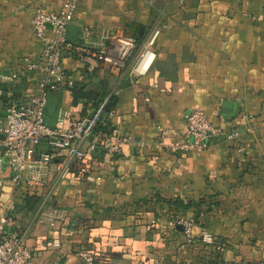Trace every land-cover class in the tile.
<instances>
[{
    "label": "crops",
    "instance_id": "0c3cea01",
    "mask_svg": "<svg viewBox=\"0 0 264 264\" xmlns=\"http://www.w3.org/2000/svg\"><path fill=\"white\" fill-rule=\"evenodd\" d=\"M63 2L0 0L1 100L35 93L36 75L26 67L43 45L31 19L38 11H59ZM84 27L92 40L109 33L138 41L156 27V59L146 75L130 78L103 66L89 73L70 53L63 55L78 88L98 97L107 90L112 127L135 144L118 155L73 161L31 208H23L11 186L0 190L32 264H82L79 251L92 253L97 264L263 262L264 0H78L67 40L81 43ZM86 102L74 104L69 90L52 93L47 120L53 124L60 107L82 118ZM192 109L204 111L223 136L204 152L160 149V132L175 134L167 143L181 139L183 116ZM233 131L237 144L225 139ZM168 200L192 204L180 210L194 220L192 244L181 228L169 229ZM53 210L63 218L50 217ZM203 232L224 243L221 255L199 241ZM54 241L60 247H51Z\"/></svg>",
    "mask_w": 264,
    "mask_h": 264
},
{
    "label": "built area",
    "instance_id": "2783aa9c",
    "mask_svg": "<svg viewBox=\"0 0 264 264\" xmlns=\"http://www.w3.org/2000/svg\"><path fill=\"white\" fill-rule=\"evenodd\" d=\"M77 6L78 0H64L59 11H38L31 19L34 36L43 45L38 59L26 67L36 75L35 93L16 102L4 103L0 98V190L9 185L18 191L28 185L27 192L30 193L46 186L51 178L62 175L75 160H84L96 153L118 155L124 145L135 144L132 135L112 127V112L106 110L109 96L97 105L88 103L82 118L60 107L54 123L46 122L49 96L68 90L76 83L64 70L65 53L75 57L89 73L103 66L118 77L130 78L146 75L156 59L155 46L159 36L156 27L141 41L132 35L109 33L92 40L90 29L84 27L82 42H69L67 29L74 20ZM183 118L185 132L182 138L167 143L166 139L175 134L163 130L157 139L160 149H167L172 154L204 152L212 138L223 136L221 130L213 128L201 109L189 110ZM225 139L238 143L239 133L229 132ZM140 146L144 147V144ZM237 150L242 152L243 146L239 145ZM12 210L9 204L0 203V264H32V253L25 235L14 226L16 218L11 216ZM51 216L63 218L64 214L53 210ZM167 224L171 230L181 228L187 244L195 240L193 219L177 216ZM199 241L211 247L217 256L225 250L223 242L207 233L203 232ZM50 246L58 248L60 242L54 241ZM77 255L82 264H97L90 252L79 251ZM250 264H264V261Z\"/></svg>",
    "mask_w": 264,
    "mask_h": 264
},
{
    "label": "trees",
    "instance_id": "16d2710c",
    "mask_svg": "<svg viewBox=\"0 0 264 264\" xmlns=\"http://www.w3.org/2000/svg\"><path fill=\"white\" fill-rule=\"evenodd\" d=\"M68 90L71 92L74 104H77L78 101L86 100V101H90L94 105H97L105 97H108L107 90H105L102 93V95H100L101 97H98L92 92H84L81 88H78L76 84L72 88H70ZM2 101L4 103L7 102V100H4V99ZM48 104H49V100H48ZM87 105H88V103L86 102L85 103V109H86ZM111 108H112V102H111V97H109V103L107 105L106 110L110 111ZM50 109H51V107H49L47 105V108H46V122L49 125H52L47 120V114L49 113ZM50 114H51V111H50ZM55 116H56V113H55ZM45 187L46 186H43L40 189L35 190V191H30V193H29V192H27L28 185H26V186L22 187L21 190H18V191H15V192H16V196L24 201V205H23L24 207L23 208H31L33 206V204L35 203V200L36 199L39 200L43 196ZM163 205H165V207H166V215L168 216L169 220L174 219L177 216H183V214L180 213V210H186V209H189L192 206L191 203L185 204V203H183L182 201H179V200L178 201L177 200H175V201L168 200V201H165L163 203ZM163 205H161L162 208H164Z\"/></svg>",
    "mask_w": 264,
    "mask_h": 264
},
{
    "label": "water",
    "instance_id": "95a60500",
    "mask_svg": "<svg viewBox=\"0 0 264 264\" xmlns=\"http://www.w3.org/2000/svg\"><path fill=\"white\" fill-rule=\"evenodd\" d=\"M128 35H130V34H128ZM132 36H134V35H132Z\"/></svg>",
    "mask_w": 264,
    "mask_h": 264
}]
</instances>
